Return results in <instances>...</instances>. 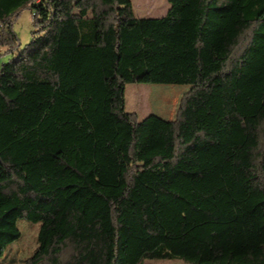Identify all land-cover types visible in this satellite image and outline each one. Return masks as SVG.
Wrapping results in <instances>:
<instances>
[{
    "label": "trees",
    "instance_id": "obj_1",
    "mask_svg": "<svg viewBox=\"0 0 264 264\" xmlns=\"http://www.w3.org/2000/svg\"><path fill=\"white\" fill-rule=\"evenodd\" d=\"M167 2L0 0V264L23 218L28 264H264V0Z\"/></svg>",
    "mask_w": 264,
    "mask_h": 264
},
{
    "label": "rangeland",
    "instance_id": "obj_2",
    "mask_svg": "<svg viewBox=\"0 0 264 264\" xmlns=\"http://www.w3.org/2000/svg\"><path fill=\"white\" fill-rule=\"evenodd\" d=\"M139 18H162L169 9L167 0H131ZM3 27L0 25V33ZM22 48L31 41L33 31V14L29 9L23 10L13 26ZM3 50L0 48V53ZM10 55H2L0 64L8 62ZM152 90L160 92L165 98L174 102L171 115L167 118L151 111L149 95ZM190 90L189 86L180 85H148L129 84L126 88V108L130 113H135L138 120H143L150 115H156L164 120H173L176 117L181 98ZM21 238L9 245L1 261L2 264H28L27 261L38 246V234L41 223H34L25 218L19 220ZM146 264H185L178 260H148Z\"/></svg>",
    "mask_w": 264,
    "mask_h": 264
},
{
    "label": "crops",
    "instance_id": "obj_3",
    "mask_svg": "<svg viewBox=\"0 0 264 264\" xmlns=\"http://www.w3.org/2000/svg\"><path fill=\"white\" fill-rule=\"evenodd\" d=\"M144 18H147V17H144Z\"/></svg>",
    "mask_w": 264,
    "mask_h": 264
}]
</instances>
